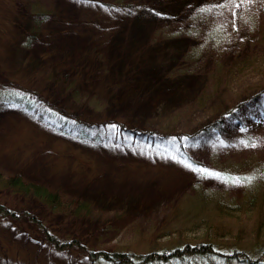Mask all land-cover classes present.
I'll list each match as a JSON object with an SVG mask.
<instances>
[{"label":"rangeland","instance_id":"1","mask_svg":"<svg viewBox=\"0 0 264 264\" xmlns=\"http://www.w3.org/2000/svg\"><path fill=\"white\" fill-rule=\"evenodd\" d=\"M117 1L0 0V92L43 93L42 78L33 86L23 80L28 62L44 55L43 66L57 64L61 72L38 74L59 92L52 101L42 97L43 109L54 106L92 133L83 137L39 108L1 101L0 173L96 205L91 215L67 217L0 190V204L14 212L0 216V264H95L91 250L146 254L194 243L190 234L163 236L188 227L170 209H190L185 201L195 185L241 194L239 183L212 173L213 163L264 157V0H123L130 13L113 10ZM35 30L42 35L30 51L24 42ZM216 31L221 39L211 40ZM76 62L89 77L81 99L54 86ZM88 90H95V108ZM203 94L211 97L206 109ZM223 103L234 112L221 114ZM172 112L175 131L163 122ZM216 121L218 129L204 131ZM45 232L77 243L58 249Z\"/></svg>","mask_w":264,"mask_h":264},{"label":"trees","instance_id":"2","mask_svg":"<svg viewBox=\"0 0 264 264\" xmlns=\"http://www.w3.org/2000/svg\"><path fill=\"white\" fill-rule=\"evenodd\" d=\"M170 0H162L164 4ZM149 8L161 11L158 3L146 2ZM112 4V3H111ZM114 4V3H113ZM128 3L123 0H118L113 6V10L117 12H126L129 8ZM39 5L35 3L34 10L37 8L38 17L41 20L47 18L45 11L38 8ZM159 6V7H158ZM130 13V12H129ZM132 18V16H131ZM202 19V18H201ZM40 21L37 20V23ZM221 33L216 31L211 37V40H220ZM42 35V30H35L30 34L24 42L30 51L34 39ZM195 54V53H194ZM44 55L39 57L36 61L28 62V66L24 71L27 77L23 82L29 83L33 86L34 79L42 78L45 82L43 93H34L32 91H24L22 94L13 95L12 93L0 92V103L3 102H17L23 104L28 110L35 112L38 108L51 118L56 117L61 121L62 126L67 128L69 125H74L81 136L90 137L92 133L81 126L80 123L73 121V119H64L59 116L58 109L54 106H45V100L42 97L46 96L50 101L56 98L57 90L51 85V81L45 80L43 72H48L50 78L60 71L59 65H44ZM193 57V54H190ZM73 68L64 71L63 79H57L54 86L65 90L64 93L71 97V92L79 93V90L87 83L88 75L84 71H79L80 62L72 64ZM63 75V74H62ZM222 73L218 71V75L213 74L212 79L216 84L220 83ZM24 86V85H23ZM26 87V86H24ZM89 87V86H87ZM31 88V87H30ZM62 91V90H61ZM89 91V90H88ZM93 91V92H92ZM57 92V93H56ZM92 92V93H91ZM3 94V95H2ZM68 96V97H69ZM82 92L75 96V99H81ZM95 96V97H94ZM88 103L94 108L99 104L97 101L95 90L89 91ZM62 102L64 98L60 96ZM196 97L194 96L195 100ZM211 99L210 95L203 94L199 97V101L203 105V109L209 106L208 101ZM55 104H59L55 100ZM39 102V103H38ZM42 103L44 105H42ZM155 109H158L155 107ZM220 113L230 115L234 110L227 104L220 105ZM209 110H212L211 108ZM166 119L163 121L166 124V130H176V114L168 113ZM221 121H216L209 125L206 130L218 129L221 126ZM68 132H71L68 130ZM73 134V131H72ZM198 163H196V166ZM212 173L220 180L228 185L233 184V181H242L240 186L243 189L241 194L230 197L223 191L214 189H203L200 185H195L193 189V197L185 202L191 205L187 210L182 208V204H177L170 210L173 212V217H180L179 220L185 221L188 225L185 229L170 232L165 236H173L176 233L179 237H186L189 234L195 237L196 242H187L180 247L173 249H163L161 251L153 250L150 253H134V252H107V251H89L88 259L95 264H264V157L262 160L257 159L256 156L252 160H247L244 164H235L226 157L224 160L213 163ZM252 177L251 182L245 178ZM237 184V183H235ZM0 190L8 191L23 198H31L40 202L44 207L48 208L50 212L62 213L69 216H80L83 214L91 215L96 206L89 200H68L58 190H53L46 185L27 180L21 174H2L0 173ZM184 202V201H181ZM5 204H0V216L4 218L14 215ZM126 208H122L124 212ZM99 214V213H97ZM41 227L40 224H38ZM47 241L53 244L58 249H64L77 242L73 241L67 244H61L50 233L45 232ZM44 234V235H45ZM162 236V237H163ZM229 241V244H219V242ZM245 245V246H243ZM79 246V245H78ZM247 247L241 249L240 247ZM81 247V246H80Z\"/></svg>","mask_w":264,"mask_h":264},{"label":"snow or ice","instance_id":"3","mask_svg":"<svg viewBox=\"0 0 264 264\" xmlns=\"http://www.w3.org/2000/svg\"><path fill=\"white\" fill-rule=\"evenodd\" d=\"M237 7H239V5H237ZM243 143H245V146H249L247 141H244ZM250 146L255 147L256 144L253 142ZM188 166L191 167V165H188ZM199 171L203 172L204 169H199ZM245 179H246L248 182H251V180H252L253 178H252V177H248V178H245ZM233 182H234V183H240V182H242V181L237 180V181H233Z\"/></svg>","mask_w":264,"mask_h":264}]
</instances>
